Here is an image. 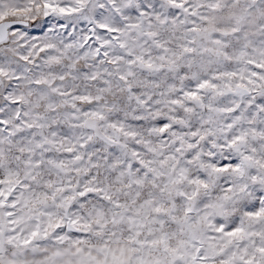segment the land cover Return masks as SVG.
Wrapping results in <instances>:
<instances>
[{"label": "snow or ice", "instance_id": "obj_1", "mask_svg": "<svg viewBox=\"0 0 264 264\" xmlns=\"http://www.w3.org/2000/svg\"><path fill=\"white\" fill-rule=\"evenodd\" d=\"M0 264H264V0H0Z\"/></svg>", "mask_w": 264, "mask_h": 264}]
</instances>
